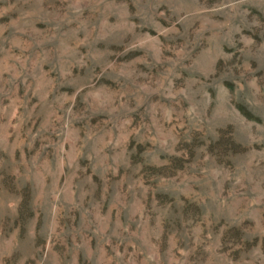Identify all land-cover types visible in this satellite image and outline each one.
<instances>
[{
    "label": "rangeland",
    "instance_id": "374dc122",
    "mask_svg": "<svg viewBox=\"0 0 264 264\" xmlns=\"http://www.w3.org/2000/svg\"><path fill=\"white\" fill-rule=\"evenodd\" d=\"M0 264H264V0H0Z\"/></svg>",
    "mask_w": 264,
    "mask_h": 264
}]
</instances>
